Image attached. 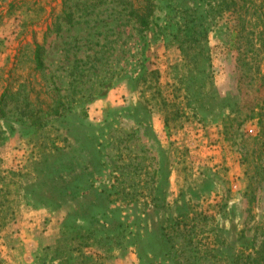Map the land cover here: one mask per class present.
I'll return each instance as SVG.
<instances>
[{
	"label": "rangeland",
	"instance_id": "1",
	"mask_svg": "<svg viewBox=\"0 0 264 264\" xmlns=\"http://www.w3.org/2000/svg\"><path fill=\"white\" fill-rule=\"evenodd\" d=\"M79 1L0 0V93L40 92L33 41L74 12L45 44L62 114L0 118V264H253L264 123L246 117L262 94L239 80L237 15L152 0L139 30L125 0Z\"/></svg>",
	"mask_w": 264,
	"mask_h": 264
},
{
	"label": "trees",
	"instance_id": "2",
	"mask_svg": "<svg viewBox=\"0 0 264 264\" xmlns=\"http://www.w3.org/2000/svg\"><path fill=\"white\" fill-rule=\"evenodd\" d=\"M128 5V16L134 19V24L139 30H146L150 25V18L154 12V3L152 0H125ZM103 0H84L79 1L80 4H100ZM239 2H241L239 4ZM218 10H228L235 13L238 17L236 27L238 31L233 32L236 27L232 28V39L237 37L236 40L238 55L237 64L240 69L239 80L245 82L248 88H252V83L258 80L255 93L262 94L251 98L252 102H248L247 107L249 113L246 115L252 118L258 115L259 123H264V66L259 64L256 56L264 50V0L258 4L255 0H219ZM255 15L256 18L253 22L248 23L245 18L246 15ZM60 19V20H57ZM74 20V12L72 9L62 11V14L56 18L51 26H48L42 36V40L38 42L33 41V49L31 52V61L34 64L33 69L42 75L44 83L40 92L30 86L28 81H23L18 84L16 89L7 85L0 93V118L7 114L8 105H20L21 111L30 120V123L35 127L43 125L44 121L51 116H58L62 114L65 107V102L59 92V87L51 75L46 74V65L44 55L46 51V39L49 34H57L61 31L64 24H71ZM52 26L54 28L52 29ZM247 27V28H246ZM235 39V38H234ZM249 56V60H246ZM186 57V56H185ZM254 63V65H253ZM254 68V72L251 69ZM43 93L47 100H40L39 94ZM34 94V95H32ZM41 103L44 106H41ZM82 115L86 116L85 110H81ZM251 202V200H250ZM256 232L262 237V246H264V224H261ZM253 264H264V252H261L259 257L252 259Z\"/></svg>",
	"mask_w": 264,
	"mask_h": 264
}]
</instances>
